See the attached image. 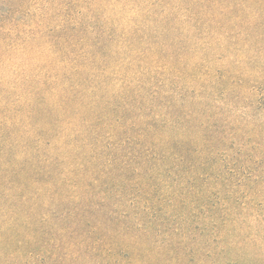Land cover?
Returning <instances> with one entry per match:
<instances>
[{
    "label": "trees",
    "instance_id": "1",
    "mask_svg": "<svg viewBox=\"0 0 264 264\" xmlns=\"http://www.w3.org/2000/svg\"><path fill=\"white\" fill-rule=\"evenodd\" d=\"M261 84L264 0H0V264H246Z\"/></svg>",
    "mask_w": 264,
    "mask_h": 264
},
{
    "label": "rangeland",
    "instance_id": "2",
    "mask_svg": "<svg viewBox=\"0 0 264 264\" xmlns=\"http://www.w3.org/2000/svg\"><path fill=\"white\" fill-rule=\"evenodd\" d=\"M261 87L264 90V84H261ZM258 152H256V154ZM257 157L261 161V164L255 165L254 168L260 170L262 167H264L262 166V164L264 165V149L261 153H258ZM261 212L264 214V207ZM259 226L263 229L261 236L256 239L254 247H250L241 255L242 261H244L246 264H264V224H260Z\"/></svg>",
    "mask_w": 264,
    "mask_h": 264
}]
</instances>
